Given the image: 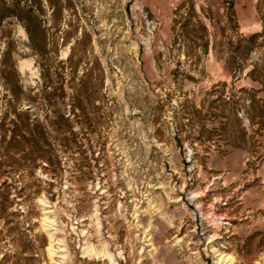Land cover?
<instances>
[{"label":"rangeland","instance_id":"obj_1","mask_svg":"<svg viewBox=\"0 0 264 264\" xmlns=\"http://www.w3.org/2000/svg\"><path fill=\"white\" fill-rule=\"evenodd\" d=\"M0 264H264V0H0Z\"/></svg>","mask_w":264,"mask_h":264}]
</instances>
